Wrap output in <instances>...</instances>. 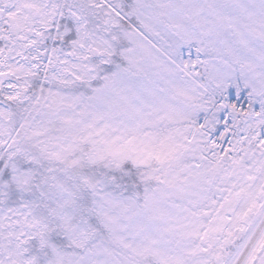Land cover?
I'll return each instance as SVG.
<instances>
[{
    "label": "snow or ice",
    "instance_id": "6c2138e0",
    "mask_svg": "<svg viewBox=\"0 0 264 264\" xmlns=\"http://www.w3.org/2000/svg\"><path fill=\"white\" fill-rule=\"evenodd\" d=\"M0 264H264V0H0Z\"/></svg>",
    "mask_w": 264,
    "mask_h": 264
}]
</instances>
